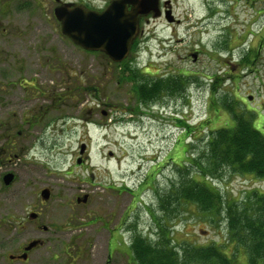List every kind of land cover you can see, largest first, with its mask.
<instances>
[{
  "label": "rangeland",
  "instance_id": "1",
  "mask_svg": "<svg viewBox=\"0 0 264 264\" xmlns=\"http://www.w3.org/2000/svg\"><path fill=\"white\" fill-rule=\"evenodd\" d=\"M160 2L172 22L164 13L143 23L132 56L111 64L60 32L51 1L0 0V264H133L135 234L157 239L154 217L175 245L238 251L220 218L161 196L194 177L189 158L203 152L211 130L242 117L264 135V0ZM34 79L40 92L27 89ZM177 79L179 93L165 85L157 101L141 102L148 82ZM89 141L93 186L76 164ZM224 171L207 180L225 197L264 192V180ZM9 173L15 180L5 186ZM82 192L92 195L78 206ZM35 240L44 245L28 262L9 259Z\"/></svg>",
  "mask_w": 264,
  "mask_h": 264
},
{
  "label": "trees",
  "instance_id": "2",
  "mask_svg": "<svg viewBox=\"0 0 264 264\" xmlns=\"http://www.w3.org/2000/svg\"><path fill=\"white\" fill-rule=\"evenodd\" d=\"M244 62L249 61L245 59ZM151 84L152 81L148 82L149 86L140 90L141 100L157 101L165 85L175 94L182 87L178 79L171 81V84L161 81L152 88ZM178 124L182 128L187 127L186 123ZM202 151L197 158H189L190 171H194V177L187 183L183 178L178 188L162 194L161 201L167 205L170 200H188L196 204L204 214L220 218V222H225L227 227L225 242L238 251L229 256L221 244L175 245L171 228L165 227L154 217L157 239L153 241L135 234L131 243L133 264H242L239 263L241 256L245 261L243 264H264V192L252 190L243 199L225 197L207 180L222 177L224 170L238 175H254L264 180V135L254 128L250 120L237 117L233 128L211 130L208 144ZM196 175L201 180H197ZM162 208L168 209L164 203Z\"/></svg>",
  "mask_w": 264,
  "mask_h": 264
},
{
  "label": "water",
  "instance_id": "3",
  "mask_svg": "<svg viewBox=\"0 0 264 264\" xmlns=\"http://www.w3.org/2000/svg\"><path fill=\"white\" fill-rule=\"evenodd\" d=\"M61 1V0H56ZM104 13H96L85 9L83 6H75L71 3H65L58 6L54 15L61 24L62 34L73 43L87 51H99L105 53L114 62L121 63L124 61L133 44V40L139 32L138 18L151 12L154 17L159 16L158 0H139L132 12L122 11L119 3H114ZM168 21L172 18L167 14ZM193 57L196 58V55ZM85 149L86 146H81ZM15 175L9 173L3 177L5 186L14 182ZM50 192H42L44 200H48ZM35 218V215H31ZM41 244V241L28 243L25 248L26 252L31 251ZM24 260L27 256H21Z\"/></svg>",
  "mask_w": 264,
  "mask_h": 264
},
{
  "label": "flooded vegetation",
  "instance_id": "4",
  "mask_svg": "<svg viewBox=\"0 0 264 264\" xmlns=\"http://www.w3.org/2000/svg\"><path fill=\"white\" fill-rule=\"evenodd\" d=\"M48 1H51L53 4H55V9L60 6V5H63L65 3H71V4H74L75 6H83L85 7V9L89 10V11H92V12H96V13H104L106 12L109 8L111 7L112 4L114 3H119L120 4V8H122V11H126L128 13L132 12L135 8V4L137 5L139 3V0H87L85 3L81 2V1H71V0H61V1H56V0H48ZM10 5V4H9ZM10 8V7H9ZM6 9V3H5V6L2 7V10H5ZM54 9V11H55ZM166 12V10L164 9V6L162 7V4L160 2V0H158V13H159V16L161 15H164V13ZM166 14V13H165ZM168 14V13H167ZM166 14V15H167ZM155 16V14L153 12L147 14V15H141L138 18V28H139V32L138 34L136 35V37L134 38L133 40V44H132V47L130 49V53L128 55V57L122 61L121 63H115L112 59H110L109 56H107L105 53L102 52H99V51H87L85 49H83L82 47L76 45L75 43H73L76 47L82 49V50H85V52H88V53H92V54H100L102 56V58H106L107 60H109V62L111 64H122L124 63L128 58H130L133 54V51L135 50V47L136 45L139 43L140 39L142 38V36H144V26H143V23L144 24H147L149 23L150 19L153 18ZM171 17V16H170ZM172 18V17H171ZM173 19V18H172ZM177 21V20H176ZM59 23V21H57ZM60 27H61V24L59 23ZM70 40V39H69ZM71 42V41H70ZM199 53V52H197ZM195 55V54H194ZM193 55V56H194ZM36 82L37 80L34 79L32 81L33 85L30 83V82H27V89L30 88H34L36 91H39L40 92V89L35 86L36 85ZM22 88L23 89H26V87L24 85H22ZM86 89H89V88H86ZM41 94L43 95L44 92L42 91ZM98 100V99H97ZM150 100L149 99H143L141 100V102H149ZM98 106H103V107H107L108 109L110 108V104L108 103H104L102 102L101 100V103L98 104ZM104 114L108 115V112H103ZM261 121V118H259ZM38 120H36V116L31 119L29 122H27L28 124H33L35 122H37ZM81 146H86L85 149H82L83 147ZM81 146H79V154L76 156V164L79 168H83L86 172H87V176H86V180H87V184L93 186V182H92V170H91V165H90V141L89 142H83L81 144ZM7 147V145H6ZM3 150H5V148H2ZM7 151V150H6ZM91 181V183H89L88 181ZM45 191V190H42V192ZM42 192H41V196H42ZM50 195H51V192H50ZM91 195L90 193L88 192H82V193H79L75 196V202L78 206L80 205H87L88 201H89V198H91ZM44 202H42V206H44L43 204ZM75 205V204H74ZM74 205H72V207H74ZM31 215H35V221H38L40 219V216L41 214L40 213H35L33 212ZM105 226H108L107 223H104ZM37 227L40 229V230H44L46 231L48 228L46 226H43L41 224H38ZM107 229V227H106ZM42 242V241H41ZM43 243V242H42ZM42 246L41 245H38V247ZM27 246H23L22 247V250L20 251V254L18 255H9V259L11 261H20V262H28L29 261V258H30V253L33 251H29V252H26L25 251V248ZM27 256V259H23V258H20L21 256Z\"/></svg>",
  "mask_w": 264,
  "mask_h": 264
}]
</instances>
